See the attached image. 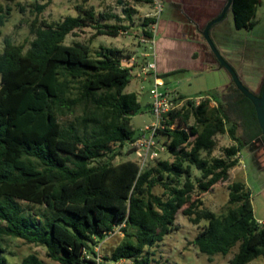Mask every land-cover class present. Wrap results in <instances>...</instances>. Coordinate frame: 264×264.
<instances>
[{
	"label": "trees",
	"instance_id": "1",
	"mask_svg": "<svg viewBox=\"0 0 264 264\" xmlns=\"http://www.w3.org/2000/svg\"><path fill=\"white\" fill-rule=\"evenodd\" d=\"M1 1L16 0H0V264H8L9 238L45 247L47 257L60 264H98L86 259L83 249L95 255V246L124 222L121 242L100 264L127 259L159 264L149 249L178 229L179 213L194 225L205 222L192 245L209 259L232 254L230 264H249L264 257V222L255 219L244 182L228 185L225 213L203 206L202 195L229 180L241 151L264 142L252 102L233 81L199 103L183 95L173 99L181 106L165 116L160 132L168 159L150 160L142 168L137 160L116 164L139 134L131 118L142 105L136 92H126L134 69L126 66L130 56L115 48L94 55L90 44L66 40L86 27L97 36L118 37L128 25L79 4L75 16L35 19L34 38L16 44L3 35L11 8ZM260 4L233 0L235 27L251 29ZM124 11L132 21L133 10ZM156 23L147 17L143 27ZM153 34L144 29L146 37ZM218 134H228L233 144L223 157H211ZM22 264L44 262L30 254Z\"/></svg>",
	"mask_w": 264,
	"mask_h": 264
},
{
	"label": "rangeland",
	"instance_id": "2",
	"mask_svg": "<svg viewBox=\"0 0 264 264\" xmlns=\"http://www.w3.org/2000/svg\"><path fill=\"white\" fill-rule=\"evenodd\" d=\"M1 2L11 8L8 22L3 28V35L10 36L16 44H27L34 38L31 34V24L35 19L47 22L62 20L68 15L75 16L76 6L84 4L86 7H93L98 13L105 12L119 16L121 24L128 25V33L118 37L97 36L93 27H86L76 31V35H69L66 44H71L73 41L90 44L94 55L101 52V48H115L122 51L124 56H136L139 63H143L147 58L140 56V52H151L150 46L143 42L146 38L144 29H147V27H143V20L153 13V6L150 4H137L129 0H124L125 4L118 3V0H87L86 2L84 0H16L9 3ZM45 2H48L47 8L40 12L38 7ZM125 7L133 10L132 21L126 17ZM162 15L164 19L171 17V9L167 7ZM110 22L115 23L116 20ZM253 22L254 25L251 29H237L233 13L229 9L223 20L212 26L210 35L221 55L234 67L242 82L251 91L258 93L264 83V0H261ZM2 50L3 38H0V53ZM210 56L213 58L212 52ZM214 61L217 64L215 58ZM136 71L138 68L132 72L126 92H136L142 105V110L131 118L134 129L139 132L153 120L148 104L151 102L150 89L153 87V81L136 77ZM169 79L173 83L174 92L193 98L225 90L228 83L232 84V78L225 68L216 71L205 70L201 73L181 70L171 75ZM197 101H202V99L199 98ZM212 105L214 106L213 103ZM159 138L161 143L165 141L164 135L161 134ZM215 139L217 146L211 157H223L224 148L231 146L233 141L228 134H218ZM169 157V154L165 152L160 159ZM238 157L240 163L231 170L229 180L216 184L210 191L202 195L203 206L217 214L225 213L229 204L228 185L234 181H241L251 191L255 219L258 222H264V142L256 140L244 148ZM126 160H136V155L134 152L130 153L128 144L124 147L122 155L115 158L113 162L117 164ZM195 174L200 175L198 171H195ZM156 193H160V190H156ZM175 224L178 227L177 230L167 235L161 243L149 249V252L153 254V260L159 264H230L229 259L232 254L228 256L215 255L209 259L192 245L193 239L205 222L194 225L186 216L179 213ZM122 237L103 239L101 254L105 256L110 254L121 242ZM5 244L8 264H22V260L30 254L37 255L44 264H60L47 257L46 248L43 246L30 244L17 238L7 239ZM236 250L237 248L232 253ZM110 264L137 263L134 259H127ZM249 264H264V257H259Z\"/></svg>",
	"mask_w": 264,
	"mask_h": 264
},
{
	"label": "crops",
	"instance_id": "3",
	"mask_svg": "<svg viewBox=\"0 0 264 264\" xmlns=\"http://www.w3.org/2000/svg\"><path fill=\"white\" fill-rule=\"evenodd\" d=\"M162 2L164 11L169 7L172 16L164 19L162 15L158 20L155 31L156 64L159 76H165L162 78L165 87L177 97L181 94L174 92L173 83L169 79L171 75L181 70L201 73L205 70L216 71L220 69L214 61L215 57L211 58V52L201 31L211 19L220 14L227 0H162ZM146 54L148 53L140 52L139 55L146 57ZM132 59H136L135 68H137L141 63H139L136 56H130L128 61ZM152 59L154 58L148 56L144 61ZM135 68L133 71H135ZM230 84L228 83L226 88ZM204 96L195 98L199 99ZM187 98L191 99L193 97ZM148 104L151 114V102Z\"/></svg>",
	"mask_w": 264,
	"mask_h": 264
},
{
	"label": "built area",
	"instance_id": "4",
	"mask_svg": "<svg viewBox=\"0 0 264 264\" xmlns=\"http://www.w3.org/2000/svg\"><path fill=\"white\" fill-rule=\"evenodd\" d=\"M150 5L153 6V13L148 17H153L157 19L161 17L164 11V4L162 0H150ZM157 23L147 27L146 30L152 31V38H144L143 42L147 43L151 49V52L145 56L152 57L154 59L149 61H144L137 66L138 71H136V77L143 78L144 80H152L153 87L150 89L151 96V115L153 121L150 124H146L138 134V137L133 141L128 143V149L133 151L136 155V160L139 162L141 168L144 167L150 160H156L160 158L167 150L166 144L160 141V132L165 129L164 118L171 111L181 106L180 104H174L173 99L176 98L172 92L165 87V82L159 76L156 64V39L155 31ZM127 34L128 31L122 32V34ZM136 59H132L127 62L126 66L136 67ZM202 99V98H201ZM197 100V99H196ZM200 101H197L199 103ZM215 105V102L212 101ZM173 128V127H172ZM260 224L262 222H259ZM125 227V222L114 226V229L106 234L105 239L112 238L115 236H123V228ZM100 242L95 246V255L90 254L87 248L83 249V255L86 259H93L98 264L103 262V255L101 254Z\"/></svg>",
	"mask_w": 264,
	"mask_h": 264
},
{
	"label": "water",
	"instance_id": "5",
	"mask_svg": "<svg viewBox=\"0 0 264 264\" xmlns=\"http://www.w3.org/2000/svg\"><path fill=\"white\" fill-rule=\"evenodd\" d=\"M232 1L233 0H227L224 8L222 9V11L220 12V14L211 19L206 26L204 27V29L201 31L209 49L211 50L212 54L214 55L218 67L221 68H225L231 78L232 81L235 85V87L247 98L249 99L256 111V116H257V120L259 123V126L261 128L262 131V135L264 138V83L261 87V91L260 94H257L253 91H251L241 80L240 76L238 75V73L236 72V70L234 69V67L221 55V53L219 52V50L217 49L214 41L211 38L210 35V30L212 28V26L220 21L223 20V18L225 17L226 12L231 8L232 5Z\"/></svg>",
	"mask_w": 264,
	"mask_h": 264
},
{
	"label": "flooded vegetation",
	"instance_id": "6",
	"mask_svg": "<svg viewBox=\"0 0 264 264\" xmlns=\"http://www.w3.org/2000/svg\"><path fill=\"white\" fill-rule=\"evenodd\" d=\"M262 87V86H261ZM260 91H261V88H260ZM260 91L257 93V94H260Z\"/></svg>",
	"mask_w": 264,
	"mask_h": 264
}]
</instances>
